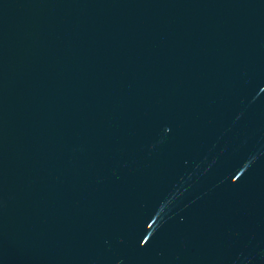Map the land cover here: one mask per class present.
<instances>
[{
    "label": "water",
    "instance_id": "1",
    "mask_svg": "<svg viewBox=\"0 0 264 264\" xmlns=\"http://www.w3.org/2000/svg\"><path fill=\"white\" fill-rule=\"evenodd\" d=\"M0 264H264V0H0Z\"/></svg>",
    "mask_w": 264,
    "mask_h": 264
}]
</instances>
